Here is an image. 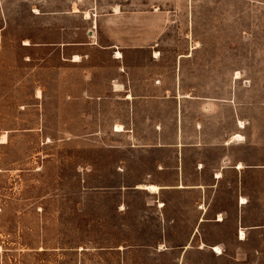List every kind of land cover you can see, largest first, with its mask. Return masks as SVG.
Segmentation results:
<instances>
[{"label":"rangeland","instance_id":"374dc122","mask_svg":"<svg viewBox=\"0 0 264 264\" xmlns=\"http://www.w3.org/2000/svg\"><path fill=\"white\" fill-rule=\"evenodd\" d=\"M0 264H264V0H0Z\"/></svg>","mask_w":264,"mask_h":264},{"label":"crops","instance_id":"0c3cea01","mask_svg":"<svg viewBox=\"0 0 264 264\" xmlns=\"http://www.w3.org/2000/svg\"><path fill=\"white\" fill-rule=\"evenodd\" d=\"M109 48V47H107ZM239 134V133H238ZM203 167V166H202ZM235 167V166H234ZM236 169L237 166H236ZM220 173V172H217V171H213L211 177H212V180H214V182H220V179L223 178V175L221 174L220 177H217V174ZM183 184V183H181ZM180 185V184H179ZM185 187L184 188H179L178 185L177 186H172L174 188H177V189H182V190H186V189H195V188H201L203 185L202 184H183ZM209 207H203L202 208V212L200 213L201 216L199 217L198 219V224H202V223H208V222H215L216 224H222L223 222H225L226 220V217L224 216L225 215V211H217L215 212V214L213 215V217H209L208 216V213H209ZM221 218H220V217ZM244 222V219L241 215H239V218L236 220V224H235V227H236V230H235V233H234V236H235V241H244L246 238H241L240 236V231L241 229L247 231V228L249 226L247 225H244L243 224ZM256 226H251L250 228H254ZM245 235H246V232H245ZM215 242H219V241H215ZM215 246H217L216 244L210 246V249L214 252V254L217 256V257H220L221 255H223V253L219 254L218 252L215 251ZM214 248V249H213Z\"/></svg>","mask_w":264,"mask_h":264},{"label":"bare ground","instance_id":"6f19581e","mask_svg":"<svg viewBox=\"0 0 264 264\" xmlns=\"http://www.w3.org/2000/svg\"><path fill=\"white\" fill-rule=\"evenodd\" d=\"M76 9V8H75ZM74 9V10H75ZM118 9V8H117ZM77 10V9H76ZM90 16V14H89V12H86V17H89ZM95 24H96V21H95ZM94 35V34H93ZM27 44H29L28 42H27ZM116 58H122L123 57V54H122V52L121 51H117V53H116V56H115ZM81 60V56L80 55H74V58H73V61H75V62H78V61H80ZM117 87V91H121L120 89H119V86L117 85L116 86ZM127 98H132V95H129ZM240 123L242 124V121H240ZM243 126V125H242ZM116 130L117 131H122L123 130V126L121 125V124H117L116 125ZM2 139L3 140H6L7 139V135L6 134H4L3 135V137H2ZM244 139V136L243 135H241V134H236L235 135V140H240V141H242ZM243 165L242 164H240V168L242 167ZM220 173H218L217 174V177H220ZM178 187L179 188H184L185 186L183 185V184H180V185H178ZM139 188H141V189H145V190H149V191H151V192H154V193H158L159 192V190H160V186H158V185H156V184H141V185H139ZM242 200H245L244 198H242ZM220 217V216H219ZM221 218V217H220ZM240 237L241 238H245V232H244V230L243 229H241V231H240ZM204 245V244H203ZM214 249V248H213ZM215 251L216 252H218L219 254H221L222 253V250H221V248L219 247V246H215Z\"/></svg>","mask_w":264,"mask_h":264}]
</instances>
